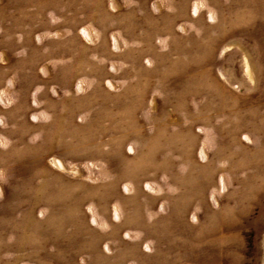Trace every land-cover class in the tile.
<instances>
[{
  "label": "rangeland",
  "instance_id": "obj_1",
  "mask_svg": "<svg viewBox=\"0 0 264 264\" xmlns=\"http://www.w3.org/2000/svg\"><path fill=\"white\" fill-rule=\"evenodd\" d=\"M0 264H264V0H0Z\"/></svg>",
  "mask_w": 264,
  "mask_h": 264
}]
</instances>
